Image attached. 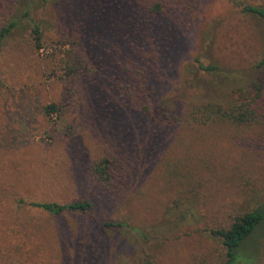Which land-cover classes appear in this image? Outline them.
Listing matches in <instances>:
<instances>
[{
    "label": "rangeland",
    "instance_id": "obj_1",
    "mask_svg": "<svg viewBox=\"0 0 264 264\" xmlns=\"http://www.w3.org/2000/svg\"><path fill=\"white\" fill-rule=\"evenodd\" d=\"M8 19L0 264H222L209 230L251 210L263 218L245 255L264 264V16L228 0H0ZM253 83L254 119L190 118L207 103L236 113L235 90L254 97Z\"/></svg>",
    "mask_w": 264,
    "mask_h": 264
},
{
    "label": "trees",
    "instance_id": "obj_2",
    "mask_svg": "<svg viewBox=\"0 0 264 264\" xmlns=\"http://www.w3.org/2000/svg\"><path fill=\"white\" fill-rule=\"evenodd\" d=\"M46 1V0H41ZM232 5L240 7L242 11L264 16V8L256 7L247 3V0H228ZM16 21L14 19H8L3 25L0 26V38L6 36L10 30L15 26ZM35 34V41L38 39V30L36 27L32 29ZM145 35V34H144ZM143 35V36H144ZM147 35V34H146ZM146 41V40H144ZM143 42V41H141ZM140 42V46L142 45ZM208 67H206L207 69ZM252 88L256 90L255 96L250 95L251 91L246 92L240 89L235 90L234 100L239 104L237 105V112L221 110L211 104H200L192 108L191 119L197 123H207L211 120H230L231 122L239 123L247 120L254 119L255 107L253 101L259 96L258 87L255 83L252 84ZM254 107V108H253ZM46 112H55L56 107L53 104H49L45 107ZM256 112V111H255ZM108 160L102 159L96 163L92 169L95 177L100 180H106L108 178ZM21 202V201H19ZM26 205L32 209L39 210L41 212L57 215L63 212H78L88 213L92 208V203L88 201H72L69 203H59L55 201L37 202L29 201ZM263 218L261 210H251L244 212L237 216L226 228L210 229L209 232L219 238L224 248V261L222 264H249L252 257L245 255L244 249L245 243L248 237L251 235L255 227L259 224ZM104 227H118L127 228L131 233L137 234L136 228L129 226L119 221H106L103 222ZM139 234V233H138ZM137 234V235H138Z\"/></svg>",
    "mask_w": 264,
    "mask_h": 264
}]
</instances>
